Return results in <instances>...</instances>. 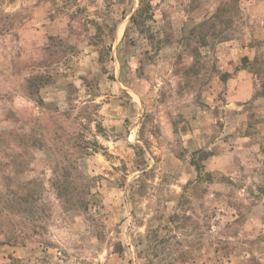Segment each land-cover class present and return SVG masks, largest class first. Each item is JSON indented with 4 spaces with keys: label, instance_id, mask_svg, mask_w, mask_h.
<instances>
[{
    "label": "rangeland",
    "instance_id": "rangeland-1",
    "mask_svg": "<svg viewBox=\"0 0 264 264\" xmlns=\"http://www.w3.org/2000/svg\"><path fill=\"white\" fill-rule=\"evenodd\" d=\"M0 264H264V0H0Z\"/></svg>",
    "mask_w": 264,
    "mask_h": 264
}]
</instances>
